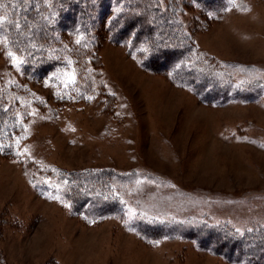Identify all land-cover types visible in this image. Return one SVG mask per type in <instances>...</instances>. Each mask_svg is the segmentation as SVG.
<instances>
[{
  "label": "rangeland",
  "instance_id": "obj_1",
  "mask_svg": "<svg viewBox=\"0 0 264 264\" xmlns=\"http://www.w3.org/2000/svg\"><path fill=\"white\" fill-rule=\"evenodd\" d=\"M161 1L191 26L198 15L200 49L240 66L236 83L258 87L203 102L108 39L98 53L112 98L59 102L53 84L33 82L45 104L23 122L20 158L0 156V264H235L181 237L149 244L131 219L264 225V0H221L216 12ZM5 44L0 33V87L9 88L23 75ZM51 167L114 168L131 180L116 190L126 213L86 222L53 192Z\"/></svg>",
  "mask_w": 264,
  "mask_h": 264
},
{
  "label": "trees",
  "instance_id": "obj_2",
  "mask_svg": "<svg viewBox=\"0 0 264 264\" xmlns=\"http://www.w3.org/2000/svg\"><path fill=\"white\" fill-rule=\"evenodd\" d=\"M175 1L174 5L181 4ZM220 1L184 0L182 4L195 3L216 12L224 5ZM198 19L193 17L192 27L161 0H0V33L7 55L17 59L23 75V83L0 87V156L20 158L23 122L30 111L45 104L32 89L33 82L53 84L59 102L113 97L103 83L98 53L102 39L123 45L142 68L188 88L203 102L228 101L246 88L258 87L253 81L236 83L240 66L200 49L194 38ZM47 176L57 178L53 192L86 222L126 213L116 190L131 180L112 167H51ZM130 228L149 244L181 237L235 264H264V225L240 231L207 218L162 219L138 213Z\"/></svg>",
  "mask_w": 264,
  "mask_h": 264
}]
</instances>
